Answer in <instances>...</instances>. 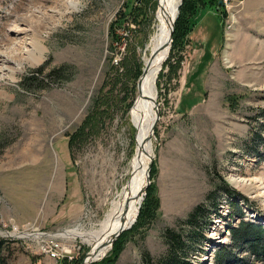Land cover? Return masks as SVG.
Wrapping results in <instances>:
<instances>
[{
  "label": "rangeland",
  "instance_id": "obj_1",
  "mask_svg": "<svg viewBox=\"0 0 264 264\" xmlns=\"http://www.w3.org/2000/svg\"><path fill=\"white\" fill-rule=\"evenodd\" d=\"M138 1L145 14L122 22L114 40L110 26L127 0H0V52L25 45L39 59L21 61L18 70L9 65L0 80V239L7 264H62L46 252L55 244L68 264H84L122 199L141 140L131 114L137 80L161 20L162 0ZM221 1V19L214 7L196 6L187 41L180 47L174 40L161 64L151 193L139 219L99 260L115 255L117 245L114 264L144 258L155 264L168 256L167 231L188 240L206 221L200 212L220 195L204 228L215 240L190 239L181 257L222 264L218 252L229 248L242 264H264V250L250 251L231 236L251 222L248 214L255 220L260 214L256 224L264 226L258 189L234 183L251 179L257 188L264 180V0ZM18 18L32 21L37 34L27 28L14 51L10 28Z\"/></svg>",
  "mask_w": 264,
  "mask_h": 264
},
{
  "label": "bare ground",
  "instance_id": "obj_2",
  "mask_svg": "<svg viewBox=\"0 0 264 264\" xmlns=\"http://www.w3.org/2000/svg\"><path fill=\"white\" fill-rule=\"evenodd\" d=\"M180 1L181 0L161 1V20L157 24L156 32L150 43L151 54L150 58L146 62L145 72L143 70L144 75L142 74L143 77H140V83L138 86L137 94L138 98L134 101L131 109L132 120L141 135V140L138 144V154L132 165L131 178L122 191V199L116 203V207L113 212L109 216L107 215L108 218L106 216L107 220L105 219L106 221L104 222V225L99 231V233L103 234H100V240H97L96 242L92 243V246H94V250L91 255L89 254L90 256L88 258L86 257L87 259L84 264H90V262H92L91 260L101 258L103 255H105V253L110 249L112 236H114L116 231L121 228L123 223H125L126 225L130 224V226H132L135 222L134 218L136 217V214L138 212V205L141 202V197L139 195L141 194V190L145 187L146 184L148 169L147 166L151 156V152L153 150V142L151 138L149 139V136L151 134L150 125L155 116V113L153 111L154 104L151 100V97L156 98L155 79L160 70L163 60L168 54V50L165 45L168 39V34L170 32V26L172 24V21L174 20ZM27 28L30 29L33 34L34 32L35 34H37V30L34 27L32 21L26 18H18L13 21L10 29L15 33L16 40L14 44L12 43L13 45L11 46L16 48L14 49V51H18L21 49V52L19 51L18 53H10L7 52V50L0 52V80L3 78L4 69L11 64H13L14 70H18L20 69V62L23 60L39 62V59L32 56L31 52H29L28 48L25 45L24 47L19 49V45H21L23 41L21 42L22 38L17 36H19L21 33H25L27 31ZM234 183H236L237 186L246 188L247 190L258 189V191L260 192V197L264 199L263 179L260 180L257 188L253 186L254 184L251 179L235 177ZM228 196H230L231 198L234 197L230 194ZM253 218L254 217H251L250 214H248V217H246L247 220L257 223V220L260 221L262 216L258 214L255 217L256 220ZM233 225L234 224H232V226ZM59 235L62 236L63 233H59ZM204 235V243L211 242V239H213V241L215 240V234L213 236L214 238H212L206 233ZM225 239L227 241L228 236L223 239V243H226ZM215 244L219 247V245H222V242L218 240V243ZM203 250H206L204 246ZM193 259L196 264L197 261L195 260V258ZM199 261H201V259ZM204 261L205 259H203V262Z\"/></svg>",
  "mask_w": 264,
  "mask_h": 264
},
{
  "label": "trees",
  "instance_id": "obj_3",
  "mask_svg": "<svg viewBox=\"0 0 264 264\" xmlns=\"http://www.w3.org/2000/svg\"><path fill=\"white\" fill-rule=\"evenodd\" d=\"M129 1L130 0H127V2H125L124 5H122L121 9H119V11L116 13L115 18L112 21V24L110 26L109 33L114 36V40H119V38L121 37V35L117 33V29L121 27L124 28V25L122 22H124L126 19H129L130 21L131 20L136 21V19H138L139 16H141L142 14H145L144 9L141 10L140 5H137V2H139L138 0H133V1L131 0L133 4L129 3ZM199 4H201V6L203 5V8L208 7L209 9H213L214 7L213 10H215L218 13V16L221 19L222 7L218 8V0H197L196 2H194V0H183L179 8L177 19L175 21L173 40H172V45H171L172 48L174 45L173 44L174 40L177 41V44L180 45V47L183 46L185 42L187 41V35L191 32V23H192L191 16L195 13V11L197 10L196 6H198ZM119 61L122 62V60H119ZM136 72L138 71L136 70ZM76 137H78L77 133L70 135L69 137L70 144L73 143ZM227 191H228L227 193L231 194V191L229 189ZM150 193H151L150 188L148 187L147 190L145 191V195H144V198L140 206V210L138 213L139 217L142 215V213L144 212L146 208V204L148 202ZM219 196H217L216 201L213 204V207L210 209L209 212L205 210L204 208L202 211L200 210L201 216L203 215L204 212L207 215L205 223L204 222L201 223V228L203 230L201 229V231H198V230L193 231L190 235V238H188V240L186 239V241H183L184 239H182V235L180 233L172 231V230L167 231L166 241L170 248L168 256L155 262V264H193L189 262V260L185 259V257H181L178 250H181V245H183V250H185V247H190L191 246V242H189L190 239L192 241L194 239H198L197 242L199 244L202 242V240L205 237L204 228L208 223V217L212 209L216 206ZM197 211H198V208L195 212ZM138 215H137V218H138ZM142 217L144 218L145 216L143 215ZM194 217H196L195 214L194 213L191 214V218H194ZM191 222L193 223V221ZM231 234H232L231 236L234 239V243L237 242L240 244V243L245 242V244L248 245L247 247L248 249H250V251L256 252L257 249H259L260 251L264 250V226L261 224H256L252 222H242L241 225L237 229H232ZM5 241L6 240L4 239H0V264H7L2 254L4 249L6 248ZM198 243L196 245L195 250H197V248L199 247ZM116 246L117 245H115L113 249V251L115 252V255H113L112 253L113 255L112 257L111 255L106 256L102 260H97V261L92 262V264H114L117 258L116 253H118ZM260 255L259 257H261ZM253 257H256V256H253ZM216 258L222 264L224 263V261L225 262L234 261L237 264H242L241 262H239L237 257L234 256V254L231 252L229 248L224 251L222 249L221 252L219 251ZM262 259H264V257H262ZM144 260H145L144 264H153L150 258H147V259L144 258ZM67 261L68 260L65 257L61 259L62 264H68ZM71 264H75L74 261ZM246 264H249V263L247 262Z\"/></svg>",
  "mask_w": 264,
  "mask_h": 264
},
{
  "label": "water",
  "instance_id": "obj_4",
  "mask_svg": "<svg viewBox=\"0 0 264 264\" xmlns=\"http://www.w3.org/2000/svg\"><path fill=\"white\" fill-rule=\"evenodd\" d=\"M182 1L183 0H181L180 1V3H179V7H178V9H177V11H176V15H175V17H174V20L172 21V24H171V26H170V32H169V34H168V39H167V41H166V45H165V47H167V50H168V54H169V52H170V48H171V44H172V40H173V32H174V27H175V21H176V19H177V16H178V13H179V8H180V5H181V3H182ZM218 4L219 5H221L222 4V1L221 0H218ZM218 8H219V6H218ZM167 54V55H168ZM143 74V72H141V74H140V76L138 77V80H137V87L139 86V83H140V77H141V75ZM151 100H152V102H153V104H154V107H155V116H154V119L152 120V123H151V125H150V136H149V139L151 138V137H153V134H154V128H155V125H156V122H157V120H158V118H159V113H158V108H157V103H156V100H155V98L154 97H151ZM151 158H152V155L150 156V160H151ZM149 174H150V166L148 165V169H147V178H146V184H145V187L141 190V194L139 195L140 197H141V201L143 200V198H144V195H145V191H146V187H147V185H148V183H149ZM140 205H141V202H140V204L138 205V212H139V209H140ZM138 212H137V214H136V217H137V215H138ZM136 217L134 218V221L136 220ZM128 228H130V224L129 225H126L125 223H123V225L121 226V228L118 230V231H116V233L114 234V236H112V240H111V245H112V243H113V241L124 231V230H126V229H128ZM103 257V256H102ZM101 257V258H102ZM100 258H96V259H94V260H92V262H94V261H97V260H99ZM84 261V260H83ZM83 261L81 262V264H83ZM92 262H90V264H92Z\"/></svg>",
  "mask_w": 264,
  "mask_h": 264
},
{
  "label": "built area",
  "instance_id": "obj_5",
  "mask_svg": "<svg viewBox=\"0 0 264 264\" xmlns=\"http://www.w3.org/2000/svg\"><path fill=\"white\" fill-rule=\"evenodd\" d=\"M224 1H226V0H224ZM62 249H63V247H62L61 245H59V244H55V245H53V246H50L48 249H46V252H47L48 254H50L51 257H54V258H56V259H62V258H64L65 255H66V252H65V255L62 254ZM68 257H69V256H68Z\"/></svg>",
  "mask_w": 264,
  "mask_h": 264
}]
</instances>
